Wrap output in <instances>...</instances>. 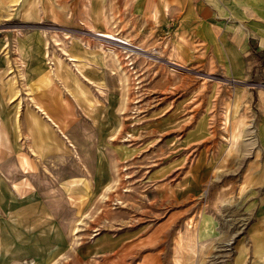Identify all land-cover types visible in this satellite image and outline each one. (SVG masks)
I'll return each mask as SVG.
<instances>
[{"label":"rangeland","instance_id":"obj_1","mask_svg":"<svg viewBox=\"0 0 264 264\" xmlns=\"http://www.w3.org/2000/svg\"><path fill=\"white\" fill-rule=\"evenodd\" d=\"M101 1L72 0L70 8L72 12L79 10L87 22L100 29ZM38 3V0H17L12 3L14 6L7 8L5 4L2 14L0 9V37L7 44L0 47V65L4 66V59L9 60V67L3 71L6 72L8 80L2 78L0 67V122L11 148L9 160L15 164L10 172L0 170V264H39L40 258L42 264H47L48 261L50 264H80L75 256L77 250L97 236L106 232H121L134 226H140L147 232L158 227L163 220H167V223L161 226L164 229L159 237L162 240L161 245L157 247L155 244L153 248L154 253L162 255L159 264H264V260H253L251 251L244 254L242 259L239 258L241 251L246 253L250 248L249 238L256 235L252 228L257 221L256 212L252 210L251 204L258 198L264 199V186L263 191L255 195L252 192V183L257 186L259 183L248 180L257 170L258 164L255 163L262 158L255 136L253 111L249 109L248 115L240 116H229L224 111L221 116L213 117L212 120L208 117L211 128L203 142L207 144V153L214 162L213 179L204 184L203 191L199 194L181 195L171 200L169 206L158 202L155 194L151 193L156 179L173 170L174 163L181 159L178 156L184 153L182 159L185 160L178 171L181 172L180 176L183 175L195 160L200 145L205 147L201 143L183 150L184 138L191 133L190 130H194L205 103L204 95L200 97L201 94L209 91L210 87L227 85L222 84L218 76L211 73L209 75L206 68L173 60L168 52H164L163 44L159 41L158 43L157 39L152 45V41L145 43V39L141 38L140 41L135 38L140 31L122 18L109 20L108 29L98 30L96 33L105 32L127 39L152 55L153 59L142 55H129L97 40L96 33L91 35L92 40L111 58L121 97L118 113L122 129L121 134L115 136L114 140L121 143L123 149L134 150L135 159L121 163L116 170V179L99 195L82 197L72 194V200L76 201L64 199V190L55 188L50 180L35 184L39 181L38 175L41 172L46 178L51 177L42 170L46 168L45 161L40 164L42 168L31 162L34 178L26 174L30 169L21 163V154L25 155L28 150V142L24 139L25 121L23 117L21 132L20 121L17 122L19 136L16 138L12 128L15 115L12 117L10 114L8 101L12 97V90L16 89L15 93H18L13 102L19 100L21 104L22 100L26 106L30 95L26 78L31 79V82L36 80L34 71L28 77L26 71L38 66L43 73H47L48 65L44 62L45 53L41 45L40 54L35 53L34 58L25 64L20 63L18 46L22 38L16 39L15 46L14 40L16 36L35 31L55 35L53 30L61 28L30 19L36 17ZM158 5L161 6V3ZM17 6L21 7L26 19L19 16ZM46 6L52 8L49 17L61 19L65 0H58V8H54L52 1H47ZM6 82L11 83L9 87ZM119 119L115 117L117 123ZM49 131L56 139L50 128ZM234 135L237 138L234 139ZM177 141L182 145L178 147ZM35 190L41 192L43 202L50 203L47 208L51 212L40 218L36 213L41 211L42 214V206H35L28 199ZM48 193L51 199L46 198ZM80 212L83 213L82 222L77 224L68 221L72 218V213L77 215L72 220L80 219ZM205 220L207 225H211L208 226L211 231L207 229V236L199 233L198 239L199 225ZM54 222L63 233L55 229ZM45 236L51 237L50 242L39 244V250L33 249L34 240ZM148 250H151L149 246L139 249L133 260H138ZM51 251L54 254L49 256Z\"/></svg>","mask_w":264,"mask_h":264},{"label":"crops","instance_id":"obj_2","mask_svg":"<svg viewBox=\"0 0 264 264\" xmlns=\"http://www.w3.org/2000/svg\"><path fill=\"white\" fill-rule=\"evenodd\" d=\"M47 1H52L54 8H58V0H38V13L30 19L61 28L53 30L55 35L35 31L16 36L14 40V46L17 38L25 37L40 43L42 51L51 63V90L55 91V98L67 115L62 118L66 122L64 127L54 117L46 121L47 118L42 115L43 121L58 140L54 143L56 150L44 156L46 168L40 166L51 177L46 178L41 172L36 185L38 182L50 180L55 188L65 190L67 194L96 196L116 179V170L121 163L135 159L134 150L123 149L122 144L114 140L115 136L121 134L122 129L118 113L121 97L111 58L92 40L91 35L98 30L106 31L109 20L122 18L140 31L136 33L135 38L140 41L143 38L145 43L152 41V45L157 39V42L163 44L164 52H168L173 60L206 68L209 75L218 76L221 83L227 85L210 87L209 91L201 94L200 97L204 95L205 103L194 130H190L191 133L184 138L183 150L188 146L196 147L197 144L204 143L203 140L207 138V132L211 128L208 117L212 120L213 117L221 116L224 111H227L229 116L248 115L249 109L253 111L256 140L262 158L255 163L258 164L257 170L248 180L259 183L258 186L252 183V192L255 195L263 191L264 0H102L100 29L87 22L79 10L72 12V0H65L61 19L49 17L52 8L46 6ZM5 4L8 8L12 1L0 0L1 14ZM17 7L19 16L25 18L21 7ZM2 45L7 44L6 40L0 37V47ZM3 62L4 66L0 65L2 78L8 80L6 72L3 71L9 67V60L4 59ZM16 88L21 92L18 84ZM15 90L11 92L8 109L11 110L12 117L18 114L21 132V124L24 125L23 116L18 101L13 102ZM35 99L30 104L31 109L45 111V115H54ZM115 117L119 119L118 123ZM179 142L177 141L178 147L182 145ZM204 145L205 147L200 145L195 160L183 175L180 176L181 172L178 171L185 160L182 159L184 153L178 156L181 159L177 158L173 170L156 179L151 193L155 194L158 202L169 206L171 200L181 195L199 194L203 191L204 184L213 179L214 162L207 153V144ZM216 147L219 149V146ZM41 206L42 214L41 211L34 210L37 211L36 215H40L38 218L51 212L46 205ZM251 207L256 212L257 221L252 227L256 235L249 238L251 246L246 253L241 251L239 258L242 259L244 254L251 251L253 260L263 261V197L253 201ZM166 221L163 220L158 227L147 232L140 226H134L121 232L103 233L81 246L75 254L76 260L80 264H159L162 255L154 253L153 248L155 244L157 247L161 245L162 240L159 237L164 231L161 226L167 223ZM54 226L63 233L56 222ZM199 226L198 239L199 233L201 236H207L205 233L211 231L207 220ZM147 246L151 250L145 251L146 253L134 261L133 257L139 253V249ZM42 262L40 258L39 264ZM47 264H50L49 261Z\"/></svg>","mask_w":264,"mask_h":264},{"label":"bare ground","instance_id":"obj_3","mask_svg":"<svg viewBox=\"0 0 264 264\" xmlns=\"http://www.w3.org/2000/svg\"><path fill=\"white\" fill-rule=\"evenodd\" d=\"M12 3H15L17 0H11ZM95 1V0H94ZM89 2V1H88ZM97 3V2H95ZM100 3V1H99ZM98 3V4H99ZM93 4V2H92ZM16 5V4H15ZM31 5V4H30ZM29 5V6H30ZM11 6H14V4H12ZM28 7V6H27ZM94 7V6H93ZM24 8V7H23ZM85 8V7H84ZM95 10V9H94ZM99 11V10H98ZM28 12V10H27ZM100 12V11H99ZM30 14V13H29ZM97 14V13H95ZM98 15V14H97ZM97 40L106 43V45H110L109 47L111 48H119L120 50H123L124 52H127V54L129 53V55H142L145 58H149V59H153L154 57L150 54H147L145 52V50H143L142 48L133 45L129 40L124 39V38H120L117 37L115 35H111L109 33H105V32H99L95 34ZM107 45V46H108ZM17 48V47H16ZM15 50V49H14ZM109 51L111 53H113V51L111 49H109ZM6 52V50H5ZM15 52V51H14ZM18 53L19 56L21 58V62L22 64H25L26 61L31 60V58H34V54L35 53H41L40 51V43L39 42H33L32 40H30L29 38L27 39L22 38L21 39V43L18 46ZM16 52V54H18ZM42 55V54H41ZM43 57V55H42ZM44 59L46 64L48 65V70L46 71L47 73H43V71H41L39 69L38 66H36L35 68H33L32 70H27L26 74L27 77L29 76L28 74L31 73V71L34 73H36V80H32L33 82H31V79L26 78L27 82H28V87H29V91L30 95H28V100H27V105L24 106L23 105V101L21 100V104L19 103L18 100V104H19V108H21V113L23 114L24 117V121H25V131H24V139L27 140L28 142V150L25 153V155L21 154V158H22V164H26L27 167H29L30 171H28L26 174L28 176H30L31 178H34L33 175V170H32V166L30 165L31 162H35L37 164H39L38 166H40V164H42L44 162V156L46 154H49L51 152L55 151V142L56 139L54 137H52V135H50V131H49V126L46 124V122L43 121V117H41V115H44V118H47L46 121H49V118L54 117L55 120H59L61 125L64 127V125L66 124L65 121L62 120V118L64 119L65 115L64 114V110L62 109V107L60 106V103H58V100L55 98V91L52 89L51 90V86H52V82H51V78L49 76V69L51 66L50 63V59L48 58V56L46 57V55L44 54ZM47 60V61H46ZM45 64V65H46ZM27 65V64H26ZM25 65V66H26ZM31 65V64H30ZM44 65V64H43ZM23 66V65H22ZM21 66V68H22ZM46 68V67H45ZM23 69V68H22ZM77 71V70H76ZM24 74V73H22ZM62 74V73H61ZM24 79V77H23ZM55 79V78H54ZM58 80V79H57ZM14 82V81H13ZM8 83V82H6ZM11 83H8V87ZM56 86V85H55ZM10 91V89H9ZM18 93V91L16 92V94ZM41 93V94H39ZM15 94V95H16ZM38 99L39 103L44 105L46 108L50 109L54 115L50 116L47 114L45 115V111L41 112L40 110L35 111L34 109H31V106L29 104L33 103L34 100H36L35 98ZM15 97V96H14ZM19 98V97H17ZM1 100V99H0ZM25 101V100H24ZM1 102V101H0ZM90 103V102H89ZM4 105V104H3ZM4 107V106H3ZM6 109V108H5ZM37 109V108H36ZM91 109V108H90ZM8 111V110H7ZM95 111V110H94ZM38 112V113H37ZM40 112V113H39ZM4 114V113H3ZM7 118V117H6ZM19 121V117L18 114L15 115V121L14 124L12 123V128L14 131V135L16 138H18L19 134H18V127L19 125L17 124V122ZM119 121V120H118ZM9 123V122H8ZM3 126H2V122H0V170H6V172H10L14 167L15 164L12 163L11 160H9V154L11 153V148L9 145V140L8 137L6 135V133L3 131ZM248 128V127H247ZM249 132V131H248ZM254 132V131H253ZM12 133V132H11ZM250 133V132H249ZM252 133V132H251ZM255 135V134H254ZM86 136V135H85ZM248 136V135H247ZM256 136V135H255ZM254 136V137H255ZM62 138V137H61ZM89 138V137H88ZM233 138H237V136H233ZM65 139V138H64ZM19 140V139H18ZM19 142V141H18ZM92 142V140H91ZM57 143V142H56ZM236 144V143H235ZM233 144V145H235ZM232 145V144H231ZM70 146V145H69ZM87 146V144H86ZM91 146V145H90ZM93 148V147H92ZM27 149V148H26ZM93 150V149H92ZM82 151V150H81ZM17 152V151H16ZM86 153V152H85ZM17 155V154H15ZM82 156V155H81ZM84 157V156H82ZM17 158V157H16ZM85 159V158H84ZM11 161V162H10ZM86 161V159H85ZM91 162V161H90ZM22 164H20L22 166ZM25 167V166H24ZM41 168V167H40ZM91 168V166H90ZM38 170V169H37ZM93 171V170H92ZM41 172V171H40ZM94 172V171H93ZM3 178V177H1ZM4 179V178H3ZM3 180H1L2 182ZM4 182V181H3ZM2 182V183H3ZM24 182V181H23ZM29 182V181H28ZM27 182V183H28ZM9 184V183H8ZM2 185V184H1ZM10 185V184H9ZM14 185V184H12ZM32 185L30 184L29 187H31ZM13 187V186H12ZM20 187V186H19ZM22 188V187H21ZM18 189V188H17ZM1 193V192H0ZM40 191L39 190H35L30 196H29V201H31L32 203L35 204V206H40V205H46L48 206L50 203L46 204L45 202L42 201V198L40 196ZM6 194V193H5ZM13 194V193H12ZM1 195V194H0ZM8 195V194H7ZM3 196V195H2ZM63 198H68L69 200L73 199L72 193H66V191L64 190L63 194H62ZM10 197V196H9ZM46 198L47 199H51L49 197V193L46 194ZM72 201H76V200H72ZM9 202V201H8ZM7 202V203H8ZM18 203V202H17ZM1 205V204H0ZM13 205V204H12ZM15 207V206H14ZM18 207V205H17ZM1 208V207H0ZM75 208V207H74ZM73 208V209H74ZM17 209V208H16ZM77 210V209H76ZM6 215V214H5ZM76 214L72 213V218H75ZM83 215V213L80 212V219H73L70 218L68 221H70V223L74 222L79 224L81 221V216ZM7 216V215H6ZM11 221H13V219H11ZM82 222V221H81ZM69 223V224H70ZM195 237V236H194ZM47 238V239H46ZM51 240L50 236H45V238H39L37 237L34 240L35 245L32 246V248H36V250H39L41 248L42 243H49ZM52 254H54V251H51L48 255L51 256ZM18 262V261H17ZM31 262V261H30ZM11 263V262H10ZM31 264H38V263H31ZM176 264H179V262H177Z\"/></svg>","mask_w":264,"mask_h":264}]
</instances>
